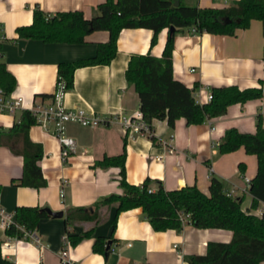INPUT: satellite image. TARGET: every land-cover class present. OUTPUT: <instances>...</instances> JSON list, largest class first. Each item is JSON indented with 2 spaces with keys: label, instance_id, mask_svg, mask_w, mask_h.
Returning a JSON list of instances; mask_svg holds the SVG:
<instances>
[{
  "label": "crops",
  "instance_id": "obj_1",
  "mask_svg": "<svg viewBox=\"0 0 264 264\" xmlns=\"http://www.w3.org/2000/svg\"><path fill=\"white\" fill-rule=\"evenodd\" d=\"M177 1L182 5L218 9L231 6L236 0ZM101 3L103 0H0V53L5 69L14 78V87L7 94L21 100L20 109L8 113L0 111L1 129L7 130L24 109L50 102L56 88L58 62L88 58L95 53L96 44L108 38L106 30L87 33L82 43H49L23 38L19 53L17 40L21 38L15 28L32 22L31 12L35 7L49 15L78 10L84 18H90L97 14ZM189 29L182 28L174 34L170 64L175 79L189 88L195 86L192 96L198 103L208 101L206 94L211 87L235 85L242 89L264 83L261 78L264 75V59L261 58L264 36L259 20L251 19L246 28L235 29L234 35ZM119 33L114 57L105 65L75 68L72 87L62 97L68 108L91 109L100 117L113 114L114 119L105 126L67 123L65 133L75 140V145L74 151L63 160L52 133L37 124L28 128L30 140L39 143L43 150L37 161L43 186L18 184L14 179L21 175L22 157L8 146L0 145V206L12 215L17 206L62 212L60 217L50 215L40 219L33 229L41 247L29 237H8L0 226L1 255L14 264H60L58 256L66 231L77 233L91 228L90 237L67 246L75 264H191L188 258L204 254L207 242L225 243L230 239L228 229L197 228L187 222L182 223L180 230L155 231L140 208L118 212L111 227L113 205L99 208L97 223L77 219L65 224L67 208L92 207L101 197L122 193L119 167L101 168L93 164L103 156L119 154L122 145L125 180L130 184L140 185L148 178L150 190L160 182L165 190L196 185L207 194L211 171L221 181L222 191L232 190L231 197L242 198V209L250 205L252 197L244 177L253 178L257 165L255 156L245 153L241 146L220 154L216 144L230 127L254 133L257 118L264 127V91L261 97L228 105L221 116L205 118L200 124L187 125L184 118L179 117L170 128L165 119L153 118L149 121L151 135L125 134L120 131V117L132 116L139 106L133 86L124 79L127 59L131 54L146 52L159 57L168 32L167 28L158 30L152 45V32L148 29L123 28ZM44 94L47 96L43 97ZM96 236L102 237L108 245L106 254L92 250ZM259 264H264V260Z\"/></svg>",
  "mask_w": 264,
  "mask_h": 264
},
{
  "label": "trees",
  "instance_id": "obj_2",
  "mask_svg": "<svg viewBox=\"0 0 264 264\" xmlns=\"http://www.w3.org/2000/svg\"><path fill=\"white\" fill-rule=\"evenodd\" d=\"M97 11L96 15L84 18L78 10L57 11L49 15L35 7L31 12L32 22L16 27L15 33L21 39L71 44L84 42L85 36L91 31H107V40L96 44L93 55L56 64V81L61 80L66 89H70L75 68L105 65L114 57L121 29L140 27L150 30L152 45L157 31L167 28V38L159 57L152 56L149 52L131 54L124 70L125 82L133 86L139 99L138 109L148 123L153 118L165 119L167 126L171 128L177 118L183 117L187 125L200 124L205 118L221 116L230 104L262 96L264 89L261 86L242 89L235 85L211 87V98L200 104L192 96L195 86L189 88L172 76L170 57L174 34L186 27H193L196 32L234 35L235 29L246 28L251 19H257L264 36V0H236L233 5L218 9L198 8L180 3L174 5V0H103L97 6ZM169 26H172L170 31ZM261 58L264 59V47ZM13 87L14 78L5 69L0 53V88L7 94ZM33 124L35 118L29 110L24 109L7 130L0 128V145L8 146L22 157L21 175L14 180L22 186L37 188L45 184L37 165L43 150L27 134L29 126ZM255 128L254 133H246L230 127L216 144L220 154L234 151L241 146L245 153L255 156L257 165L248 186L252 197L248 207L241 208V197L223 194L221 181L211 171L208 175L207 194L201 192L196 185L165 190L160 182L154 190H150L148 178H144L140 185L130 184L125 180V148L122 145L119 154L103 156L93 163L101 168L111 165L119 167L118 181L122 193H110L101 197L92 207L67 208L64 212L65 224L77 219L97 223L99 208L113 205V227L118 212L140 208L151 229L155 231L180 230L183 222L197 228L231 231V237L225 243L209 241L204 254L190 256L188 261L191 264H259L264 260V214L256 217L251 213L259 201L264 202V127H261L258 118ZM150 139L153 140V137L150 136ZM13 216L14 223L4 228V233L8 237L22 238L23 231L34 229L40 219L50 215L44 207L17 206ZM92 233L91 228L77 233L66 231V236L68 243L75 245ZM91 247L93 251L103 254L108 251L100 236L94 238ZM0 264L14 263L2 257L0 252Z\"/></svg>",
  "mask_w": 264,
  "mask_h": 264
},
{
  "label": "built area",
  "instance_id": "obj_3",
  "mask_svg": "<svg viewBox=\"0 0 264 264\" xmlns=\"http://www.w3.org/2000/svg\"><path fill=\"white\" fill-rule=\"evenodd\" d=\"M192 32H196L193 27L189 29ZM190 70H193L191 68ZM264 80V75L261 76ZM261 86H264L262 83ZM65 84L61 80L56 81V88L52 95L50 96V102L47 104L40 103L34 104L30 107L29 111L31 115L35 118V124H37L44 131L50 132L53 134L58 143L59 157L63 160L71 152L74 151L75 140L65 133V126L67 123H77L81 126H105L107 123L114 119L113 114H109L106 117L97 116L91 109L87 110L82 107H73L68 108L64 106L62 97L66 91ZM207 99L211 98L210 94H206ZM21 108V100L18 96H11L9 94H4L3 90L0 88V111L3 112H13ZM132 116H123L120 117V131L125 134H147L151 135L149 128V123L144 119L143 114L138 109L134 111ZM167 151L170 153L172 149L169 148ZM159 157V156H158ZM245 183L249 186L250 180L247 177H244ZM221 192L228 196H232V190H224ZM60 197L62 192L60 191ZM253 215L261 216L264 214V202L259 201L257 206L251 210ZM14 223V216L12 213L6 212L0 206V226L7 228ZM21 229V228H20ZM24 237H29L35 242L38 246H42L39 237L37 236L34 230L23 231ZM62 249L59 253L58 259L60 264H75L68 255V240L66 233L62 238ZM133 264H138L134 262Z\"/></svg>",
  "mask_w": 264,
  "mask_h": 264
},
{
  "label": "water",
  "instance_id": "obj_4",
  "mask_svg": "<svg viewBox=\"0 0 264 264\" xmlns=\"http://www.w3.org/2000/svg\"><path fill=\"white\" fill-rule=\"evenodd\" d=\"M177 4H178V1H177V0H174V5H177ZM171 29H172V26H169L168 31H170ZM23 43H24V39H23V38L17 40V49H18V52L20 51V49H21ZM19 53H20V52H19ZM46 210H47V209H46ZM47 213H48L49 215L53 216V217H60V216H62V215H61V214H62L61 211H58V212H51V211L47 210ZM105 248L108 249V248H109L108 245H105Z\"/></svg>",
  "mask_w": 264,
  "mask_h": 264
}]
</instances>
